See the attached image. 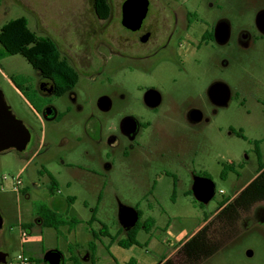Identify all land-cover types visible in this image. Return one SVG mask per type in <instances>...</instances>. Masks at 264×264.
<instances>
[{
	"label": "rangeland",
	"instance_id": "1",
	"mask_svg": "<svg viewBox=\"0 0 264 264\" xmlns=\"http://www.w3.org/2000/svg\"><path fill=\"white\" fill-rule=\"evenodd\" d=\"M123 1L108 0L111 15L99 21L93 0H0V27L25 17L31 31L56 43L60 55L78 74L75 92L82 107L78 111L65 96H52L47 103L64 116L43 121L41 112L33 109L30 90L26 91L28 85L35 89L39 74L19 55L0 59V91L5 103L33 131L22 153H0V252L8 255V264H17L20 254V223L24 229H28L26 223L35 225L39 205L52 208V201L66 203L67 197L77 196L90 206L77 205L76 213L92 216L95 187L101 191V200L89 230L97 232L103 224L116 234L123 229L119 209L138 210L142 213L139 224L151 218L155 227L149 233L141 230L137 236L140 246L124 251L126 255L144 261L173 251L174 259L177 247L209 222L221 203L236 196L256 176L259 166L254 142L264 164V37L256 27L264 0H173L179 17L190 13L196 19L183 44L198 39L221 20L230 27L226 44L214 43L198 52L182 54L181 69L167 59H160L153 67L136 61L118 64L114 51L118 9ZM148 1L149 15L157 16L155 5L160 12L161 3ZM158 17L163 18V14ZM243 33L249 35L248 41L241 40ZM11 77L22 85V91ZM215 83L229 88L230 98L224 106H215L209 100L208 89ZM149 88H155L161 96L156 110L144 103ZM100 96L111 97L110 112L96 109ZM192 112H198L201 118L192 120ZM127 114L150 123L137 138L141 145L135 146L129 157L122 155V149L106 156L107 136L117 134L120 118ZM231 131L240 132L244 139ZM42 144L48 149L35 155ZM175 154L179 155L177 160ZM192 158L196 173L207 175L214 184V195L207 203L196 201L192 194ZM226 164H234L236 173H229L223 180L220 172ZM41 168L53 177L61 194H49L48 177L38 175ZM78 172L84 173L81 180L86 188L72 178ZM172 175L179 181L174 183ZM16 177L21 183L18 192L12 190ZM209 235L219 249L199 264H264V203L256 204L232 228L214 225ZM173 237L176 239L172 241ZM83 238L90 239L87 235ZM43 239L61 253L67 264L65 242H75L54 229L44 231ZM248 251L251 256H247Z\"/></svg>",
	"mask_w": 264,
	"mask_h": 264
},
{
	"label": "trees",
	"instance_id": "2",
	"mask_svg": "<svg viewBox=\"0 0 264 264\" xmlns=\"http://www.w3.org/2000/svg\"><path fill=\"white\" fill-rule=\"evenodd\" d=\"M93 11L99 21H106L111 15V7L108 0H93ZM0 59L8 56H21L35 70L40 78L50 80L54 87V97L60 98L68 91L74 88L78 81V74L69 65V63L61 57L56 43L49 37H41L36 35L28 27V21L25 17H19L8 21L0 27ZM14 86L22 91L20 85L13 77L10 78ZM24 83L28 81L23 79ZM30 90L33 109L36 113H40L42 108L47 104V99L41 98L36 89L28 85ZM264 107V101L262 102ZM264 113V111H263ZM232 132V131H231ZM238 138L244 139L240 132H232ZM254 150L258 160L259 170L256 176L234 196L220 204L217 213L213 218L204 224L198 231L185 240L177 249L174 259L168 258L161 264H199L202 261L213 256L219 249V244L213 242L210 238V230L214 225L219 227L232 228L241 218L242 215L248 214L252 208L259 203H264V164L260 162L257 142H254ZM238 168L241 165L237 166ZM229 173H236L234 164L222 165L220 179H225ZM39 176H47L49 179L47 190L50 195L57 190V183L53 177L44 169L38 171ZM73 198H66V212L64 214L49 208L47 205L41 204L37 207V218L42 228H51L59 233V229L67 227L69 230L75 228L80 222L69 215ZM86 206V204H85ZM138 221L142 217V213L138 210ZM96 210H92L91 220L88 223L96 221ZM70 216V217H69ZM136 225L130 230L120 229L125 234V238L117 240V236H111L105 225L100 224L99 230L90 231L91 240L88 242L86 249L89 254V264H95L94 254L96 251V242L100 238H108L110 242H116L123 249L132 246H140L136 239L140 230L149 233L154 227V221L151 218L146 219L143 223ZM29 228L30 226H25ZM71 254V262L73 264H82L77 257L73 255L74 246L67 248ZM134 260H130L129 264H133ZM63 264V263H61Z\"/></svg>",
	"mask_w": 264,
	"mask_h": 264
},
{
	"label": "flooded vegetation",
	"instance_id": "3",
	"mask_svg": "<svg viewBox=\"0 0 264 264\" xmlns=\"http://www.w3.org/2000/svg\"><path fill=\"white\" fill-rule=\"evenodd\" d=\"M125 1V0H124ZM123 1V2H124ZM161 3L160 12L158 4L155 5V10L158 11V15H149V7L150 2L148 1V11L146 17L143 19L139 27L135 30L129 29L122 24V4H120L118 9L119 14V24L117 28V37L116 41V50L114 51V57L118 59V64L123 65L127 61H136V62H146L148 67H153L157 61L160 59H167L175 62L179 65V68H182L183 60L182 54H190L192 52H198L203 47L212 46V44L216 43L218 45L226 44L230 37V27L225 21H219L215 24L210 30H205L202 32L198 39H194L190 44H183L184 39L189 37V32L192 28L193 22L196 21L194 14L186 13L184 18L178 16L176 11L177 6L174 4L173 0H158ZM159 13L163 14V18L158 17ZM220 23H225L227 25V38L224 43H219L215 37V30ZM257 27V25H256ZM258 29V27H257ZM260 34L264 37V34L258 29ZM242 41H248L249 35L243 33L241 36ZM184 49V51H182ZM62 57V56H61ZM66 59L65 57H63ZM67 61V60H66ZM68 62V61H67ZM78 83V81H77ZM68 91L64 96L67 98L71 107L76 108L78 111L82 110V107L78 103V95L75 92V87ZM216 84V83H215ZM213 85V84H212ZM38 95L43 99H49L54 96L55 87L50 80L42 79L38 81L35 87ZM155 91L159 96V103L161 101L160 94L156 91L155 88H149ZM147 89L146 91H148ZM101 97V96H100ZM111 102V107L109 111L102 112L97 106L96 109L101 113H108L112 109V99L108 96ZM210 100V99H209ZM211 101V100H210ZM212 104H214L211 101ZM146 105V104H145ZM159 105V104H158ZM157 105V106H158ZM215 105V104H214ZM156 107H148L151 110H156ZM216 106V105H215ZM52 107L56 109L51 103L45 104L42 108ZM69 110V108H68ZM57 111V109H56ZM66 112V111H65ZM68 112V111H67ZM193 114L199 116L201 115L198 112H192L191 118L193 119ZM64 116V113H59L57 111V116L55 120L61 119ZM127 119V120H126ZM150 127L149 122H144L139 120L135 116L131 114L124 115L120 118V122L118 125L117 134H110L107 136L105 142V148L107 150L106 156L110 154H115L119 150L122 149V155L124 157H129L130 151L135 149V146H140V141L137 140L140 132L147 130ZM31 136L33 135V131L31 128H28ZM31 139V138H30ZM126 144V145H124ZM48 147L45 144H42L36 151L35 155L40 153L43 154ZM41 151V152H40ZM179 157L178 154H175L174 159L177 160ZM190 165L193 166L192 174L190 177L191 180L195 177H204L208 178L207 175H199L195 170V161L192 158L190 161ZM105 170H109V166H105ZM167 175H171L166 173ZM174 183L178 182L179 179L177 176H173ZM214 242V241H213Z\"/></svg>",
	"mask_w": 264,
	"mask_h": 264
},
{
	"label": "water",
	"instance_id": "4",
	"mask_svg": "<svg viewBox=\"0 0 264 264\" xmlns=\"http://www.w3.org/2000/svg\"><path fill=\"white\" fill-rule=\"evenodd\" d=\"M148 11V0H125L122 4V24L123 26L135 30L139 27ZM256 25L264 34V11L256 17ZM227 25L220 23L215 30V37L219 43H224L227 38ZM208 97L216 106H224L229 98L230 91L227 86L221 83L213 84L208 89ZM144 103L148 107H156L159 104V96L153 90L146 91ZM97 108L102 112L109 111L111 107L110 99L101 96L96 101ZM57 116L56 109L52 107L44 108L41 117L45 122L54 121ZM195 121L199 116L193 114ZM127 120V119H126ZM31 134L25 125L18 120L6 105L3 94L0 91V153L13 150L22 153L30 142ZM215 187L209 178L195 177L192 185V194L196 201L207 203L214 195ZM119 222L124 230H130L138 221L137 211L131 208L121 207L118 212ZM2 227V217L0 215V229ZM251 256V252H247ZM9 257L6 253L0 252V264H7ZM43 262L46 264H61L62 255L56 250H50L44 254Z\"/></svg>",
	"mask_w": 264,
	"mask_h": 264
},
{
	"label": "crops",
	"instance_id": "5",
	"mask_svg": "<svg viewBox=\"0 0 264 264\" xmlns=\"http://www.w3.org/2000/svg\"><path fill=\"white\" fill-rule=\"evenodd\" d=\"M83 175H84L83 172L82 173L78 172V174L77 173L74 174L72 178L74 180H78L77 183H79V185L81 187L86 188L87 184H85V182L81 180ZM68 187H70V184H68ZM244 187H242L240 190H242ZM94 189H95V201L93 203V208L97 211V208H98V206L100 204V200H101V191L98 187H95ZM238 192L236 194H238ZM54 194L55 195L61 194L60 189H59V185L57 186V190H55L53 192V195ZM67 198H73V201H72L71 207H70L69 215L72 214L71 215L72 218L79 220L80 223L78 225H76L75 228H73L72 230H69L68 228H66L67 230L63 231L60 228L59 233L60 234H62V233L66 234L68 238H71L75 242L74 244H72V243H69L68 241H66L65 244L66 243L67 244L64 246L65 250L67 251L68 250L67 248L70 245L74 246L73 255L75 257H77L82 264H89L88 263L89 254L85 251L86 250L85 246H87L88 242L91 240L90 231H93V230H89V227H88V223L91 220V215L88 216V215L82 213L80 216L76 213L75 209H76L77 205L79 206L82 204L83 206H85V204H86V206L87 205L90 206V204L87 201H81L80 202V200L77 196H70ZM51 204H52V208H55L54 210H56V211L58 210L57 212H60L62 214H64L66 212L67 206H66L65 202H61L58 200V202H56V203L52 201ZM20 224L21 225L19 226V231H18V236L20 238V240H19V252H20V254L23 253L25 256H27L29 258L30 264H46L43 262L44 254L46 253L47 250L55 249L52 246L51 247L47 246L45 239H43L44 231H47L51 228H42L39 220L36 222L35 225H32V223H26L25 226H30L31 227V228L29 227L30 229L29 228L24 229L22 227L23 226L22 223H20ZM154 227H155V223H154ZM154 227L152 229H154ZM200 228L201 227L196 229V231H198ZM165 231L167 232V229H165ZM108 232H109V230H108ZM138 233H137V236H138ZM194 233H192V235ZM109 234L111 236H117V240L125 238V234L123 232H121L120 229L117 230L116 234H111L110 232H109ZM83 235H87L90 239H84ZM192 235H190V236H192ZM137 236H136V239H137ZM81 239H82V242H81ZM151 239H152V237L149 238L148 244L150 243ZM174 239H176V238L173 237L172 241ZM22 241H25V242L22 243ZM172 241H171V243H172ZM171 243L169 244V247H170ZM4 244H6V243L4 242ZM134 247H137V246H132L128 249H123L120 246H118V244L116 242H110L108 238H100V240L96 242V251L94 254V260H95L94 262H95V264H129L130 260H134L133 264H141V263L142 264L143 263L144 264H161L166 259L171 258L172 254H173V251H172L170 254H168V255L162 254L160 257H157L156 259L144 260V261L142 259V261H140V260H136L133 257L126 255V253L124 252V251H133L132 249ZM177 249H178V247H177ZM44 250H46V251L44 252ZM70 256H71V254L68 252V254L66 256V261L68 262L67 264H73V262H71ZM62 263L65 264L63 262V259H62Z\"/></svg>",
	"mask_w": 264,
	"mask_h": 264
},
{
	"label": "built area",
	"instance_id": "6",
	"mask_svg": "<svg viewBox=\"0 0 264 264\" xmlns=\"http://www.w3.org/2000/svg\"><path fill=\"white\" fill-rule=\"evenodd\" d=\"M5 178H3L4 180ZM21 185L20 180L18 177L13 179V184H12V190L14 192H18L19 191V186ZM25 241H22V243H24ZM16 262L18 264H30L29 262V258L27 256H25L23 253L19 254L16 258Z\"/></svg>",
	"mask_w": 264,
	"mask_h": 264
}]
</instances>
